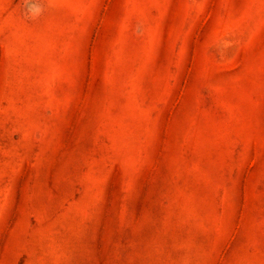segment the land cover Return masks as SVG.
I'll use <instances>...</instances> for the list:
<instances>
[{"label":"rangeland","instance_id":"obj_1","mask_svg":"<svg viewBox=\"0 0 264 264\" xmlns=\"http://www.w3.org/2000/svg\"><path fill=\"white\" fill-rule=\"evenodd\" d=\"M0 264H264V0H0Z\"/></svg>","mask_w":264,"mask_h":264}]
</instances>
